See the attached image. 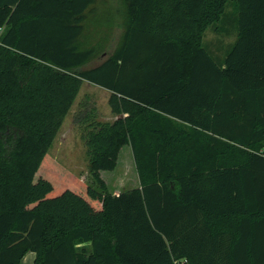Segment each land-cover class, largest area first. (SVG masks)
<instances>
[{
	"label": "trees",
	"instance_id": "1",
	"mask_svg": "<svg viewBox=\"0 0 264 264\" xmlns=\"http://www.w3.org/2000/svg\"><path fill=\"white\" fill-rule=\"evenodd\" d=\"M229 1L122 0L91 68L97 0L0 6V264H264V0H233L217 62L203 39ZM82 81L124 115L87 134L91 184L49 154ZM126 145L139 186L112 194Z\"/></svg>",
	"mask_w": 264,
	"mask_h": 264
},
{
	"label": "rangeland",
	"instance_id": "2",
	"mask_svg": "<svg viewBox=\"0 0 264 264\" xmlns=\"http://www.w3.org/2000/svg\"><path fill=\"white\" fill-rule=\"evenodd\" d=\"M95 13L90 18L89 35L93 42H104L106 53L98 55L87 68L102 63L111 53L121 37L119 24L123 21L122 0H97ZM237 7L233 0L227 3L221 21L211 26L203 39L204 49L211 57L221 62L236 41ZM92 42V43H93ZM110 93L92 83L82 81L76 99L63 124L49 147V154L82 180L93 183L87 134L97 123H113L121 116L112 112L109 105ZM101 179L112 194L139 186V178L130 145L124 146L117 165L112 171H102Z\"/></svg>",
	"mask_w": 264,
	"mask_h": 264
},
{
	"label": "crops",
	"instance_id": "3",
	"mask_svg": "<svg viewBox=\"0 0 264 264\" xmlns=\"http://www.w3.org/2000/svg\"><path fill=\"white\" fill-rule=\"evenodd\" d=\"M18 1L19 0H0V6H6L7 5V6L14 7ZM238 15H239V11L237 10V17H236L237 20H238ZM235 29H236L235 33L238 34V24L236 25ZM236 40H237V36H236ZM35 257H36L35 253H33V252L27 253L22 260V264H34Z\"/></svg>",
	"mask_w": 264,
	"mask_h": 264
},
{
	"label": "built area",
	"instance_id": "4",
	"mask_svg": "<svg viewBox=\"0 0 264 264\" xmlns=\"http://www.w3.org/2000/svg\"><path fill=\"white\" fill-rule=\"evenodd\" d=\"M263 155H264V152H263Z\"/></svg>",
	"mask_w": 264,
	"mask_h": 264
}]
</instances>
